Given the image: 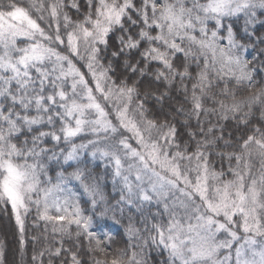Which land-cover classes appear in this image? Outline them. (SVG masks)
<instances>
[{"label": "snow or ice", "instance_id": "snow-or-ice-1", "mask_svg": "<svg viewBox=\"0 0 264 264\" xmlns=\"http://www.w3.org/2000/svg\"><path fill=\"white\" fill-rule=\"evenodd\" d=\"M0 211L31 264H264V0H0Z\"/></svg>", "mask_w": 264, "mask_h": 264}, {"label": "trees", "instance_id": "trees-1", "mask_svg": "<svg viewBox=\"0 0 264 264\" xmlns=\"http://www.w3.org/2000/svg\"><path fill=\"white\" fill-rule=\"evenodd\" d=\"M75 18V14H72ZM119 71V69H118ZM164 89H161L163 91ZM152 105H155L153 108L154 112H157V114L160 115V119H164L162 113H159V109L163 107L164 112H171L172 107H180L181 105H184L187 107L188 105L183 99V94L180 91H174L172 93L171 99H166L163 103V106L160 104H156L155 101H152ZM258 116L259 113H256ZM184 117H177V120H183ZM175 122V121H174ZM255 122V121H254ZM179 127V124L177 125ZM181 131H185L183 128H181ZM227 131H232L235 136H240L242 134H246V130L241 128L239 130L236 129L234 124H229ZM186 138V137H185ZM228 179H231L232 177H226ZM33 216L34 213L28 217L26 221L27 225V231H26V245H25V251L23 254V257L21 255L19 244H18V234L17 229L15 227V221L10 216V211L8 213L0 211V241L4 244V252H5V264H31V256L33 254V248L39 249L43 246V243H38L33 245L31 238L35 235H39L44 228L43 222L40 223L39 227L33 226ZM128 221L125 220L120 226H118L119 234L115 235L114 239L116 243L113 244V249L117 248H127L129 244L131 243H137L135 239H130L128 234L125 231L126 225ZM136 227L142 228L143 225L136 224ZM66 247L70 246L68 244L65 245ZM224 253H221L223 255ZM110 258V257H109Z\"/></svg>", "mask_w": 264, "mask_h": 264}, {"label": "rangeland", "instance_id": "rangeland-1", "mask_svg": "<svg viewBox=\"0 0 264 264\" xmlns=\"http://www.w3.org/2000/svg\"><path fill=\"white\" fill-rule=\"evenodd\" d=\"M223 253V252H222Z\"/></svg>", "mask_w": 264, "mask_h": 264}]
</instances>
